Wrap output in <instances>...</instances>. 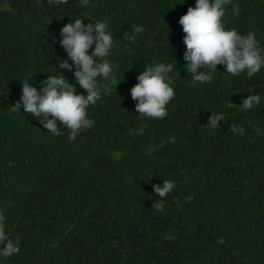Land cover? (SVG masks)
<instances>
[{"label":"trees","instance_id":"trees-1","mask_svg":"<svg viewBox=\"0 0 264 264\" xmlns=\"http://www.w3.org/2000/svg\"><path fill=\"white\" fill-rule=\"evenodd\" d=\"M189 6L194 0H0V213L20 249L0 264H264V99L248 111L238 105L248 94L264 98V68L249 78L217 65L210 83H193L178 23ZM84 17L106 21L118 83L89 106L95 123L70 140L59 121L54 136L12 107L29 75L39 89L59 74V29ZM223 23L254 32L264 48V0H232ZM152 61L174 66L163 119L141 117L130 97ZM228 99L237 106L225 108ZM221 111L224 121L210 128ZM165 179L175 187L160 198L153 185Z\"/></svg>","mask_w":264,"mask_h":264},{"label":"clouds","instance_id":"clouds-1","mask_svg":"<svg viewBox=\"0 0 264 264\" xmlns=\"http://www.w3.org/2000/svg\"><path fill=\"white\" fill-rule=\"evenodd\" d=\"M53 2L66 4L68 0ZM231 3L232 0H194V6H189L178 19L184 33V68L191 74L193 83H210L217 65H221L223 72L231 76L245 74L249 78L264 68V48L257 41L256 34L251 31L241 34L235 28H225L223 18ZM80 4L87 7L89 0H80ZM232 10L234 14L239 13L235 5ZM84 19L90 21L87 17L76 18L59 29V43L66 52V58L58 64L59 74L48 75L40 82L39 89L29 80V75L27 81L21 83L20 97L12 107L13 111L18 112L22 107L23 113L39 118L43 128L54 136L60 132L59 121L69 129L70 140L95 123L88 118L89 106L95 105L102 94L109 93L112 85L118 83L113 74L116 66L107 59L115 45L106 21L84 23ZM141 31L140 26L135 27L129 40L134 42L135 35ZM60 69L72 73L75 85L65 78ZM174 75L172 64L155 61L139 72L137 82L130 88V97L135 101V109L141 117L163 119L167 116L166 105L174 98L171 79ZM76 85L84 90L83 94L76 92ZM262 99L257 93L248 94L238 105L242 111H248L259 105ZM235 106L229 99L225 103L227 109ZM224 119L225 112H217L209 116L207 124L210 128H217L218 122ZM231 131L242 133L244 129L233 125ZM139 132H143V126ZM150 151L146 154H150ZM174 187L175 181L165 179L162 184L153 185L154 194L164 198ZM155 208L158 212L163 211V204L155 203ZM0 245H3L0 247V257H11L20 250L19 238L13 239L6 231L2 213Z\"/></svg>","mask_w":264,"mask_h":264}]
</instances>
